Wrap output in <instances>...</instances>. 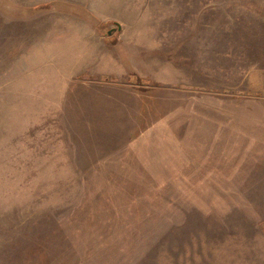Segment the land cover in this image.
Returning a JSON list of instances; mask_svg holds the SVG:
<instances>
[{
  "label": "rangeland",
  "instance_id": "obj_1",
  "mask_svg": "<svg viewBox=\"0 0 264 264\" xmlns=\"http://www.w3.org/2000/svg\"><path fill=\"white\" fill-rule=\"evenodd\" d=\"M82 19L132 86L55 65ZM0 264H264V0H0Z\"/></svg>",
  "mask_w": 264,
  "mask_h": 264
},
{
  "label": "crops",
  "instance_id": "obj_2",
  "mask_svg": "<svg viewBox=\"0 0 264 264\" xmlns=\"http://www.w3.org/2000/svg\"><path fill=\"white\" fill-rule=\"evenodd\" d=\"M40 3H43V1L36 2L33 5L36 7ZM20 4L24 5V3ZM42 12L47 13V15L43 17V20L45 21L44 24L54 23V29L57 31V33L60 31L61 35H63V33L67 34L68 15H64L63 10L48 9ZM38 21L39 19H37V17L31 18V20L28 21L18 20V23L15 24L16 36L18 35L21 38L27 37V41L30 42V44L27 42L29 46L35 44L39 45L41 36L39 39H36L35 37V33L38 28L35 24ZM81 23H83L81 24V26L83 25L82 29L84 28L82 33V45H84L82 53L78 57L72 58V61H68L67 38L64 41V44L63 38H61V44L58 46V49H60V59H55V65L61 70L67 71V78L69 76V70L74 69L76 71H83L85 74H87V77H94L95 80H93V83L96 84L112 86V88L119 87L123 89H125L127 86H130L131 84L126 83V80L124 81V79H126V77L128 78L129 76H132V74L135 73V69L137 67H135L133 64V55L131 52L132 49L131 51H128L121 47L124 38L122 31H124V29H121L119 26V29H121L119 30L120 32L114 31L112 34H108L107 31V36H103L98 30L96 31L90 24H88L86 20L82 19ZM26 34L28 36H26ZM137 34L139 35H136L137 37H148L146 33L144 34V32ZM51 61L50 64L52 66V58ZM70 64L73 65L70 66ZM112 77H114V79H112Z\"/></svg>",
  "mask_w": 264,
  "mask_h": 264
},
{
  "label": "water",
  "instance_id": "obj_3",
  "mask_svg": "<svg viewBox=\"0 0 264 264\" xmlns=\"http://www.w3.org/2000/svg\"><path fill=\"white\" fill-rule=\"evenodd\" d=\"M112 33V29H110L109 31H108V34H111Z\"/></svg>",
  "mask_w": 264,
  "mask_h": 264
}]
</instances>
